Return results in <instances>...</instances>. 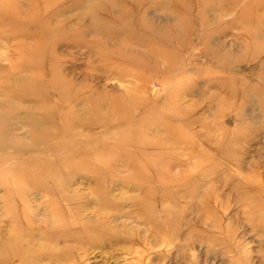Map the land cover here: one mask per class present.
Returning <instances> with one entry per match:
<instances>
[{
	"label": "rangeland",
	"instance_id": "obj_1",
	"mask_svg": "<svg viewBox=\"0 0 264 264\" xmlns=\"http://www.w3.org/2000/svg\"><path fill=\"white\" fill-rule=\"evenodd\" d=\"M0 264H264V0H0Z\"/></svg>",
	"mask_w": 264,
	"mask_h": 264
},
{
	"label": "bare ground",
	"instance_id": "obj_2",
	"mask_svg": "<svg viewBox=\"0 0 264 264\" xmlns=\"http://www.w3.org/2000/svg\"><path fill=\"white\" fill-rule=\"evenodd\" d=\"M137 218V217H136ZM139 218V217H138ZM135 219V218H134ZM136 220V219H135ZM111 229V228H110ZM145 232V231H144ZM111 233V232H110ZM115 233V232H114ZM146 233V232H145ZM94 239H92V244L91 246H103L104 243L106 241H110L111 244L115 243V239H116V234H109L107 232H105L104 234L98 232L93 234ZM150 237V236H149ZM150 239V238H149ZM127 252H130V250H128ZM132 254V252H130ZM128 254V253H127ZM143 261V260H142Z\"/></svg>",
	"mask_w": 264,
	"mask_h": 264
}]
</instances>
